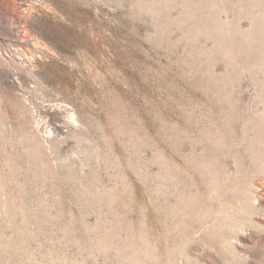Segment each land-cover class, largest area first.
<instances>
[{
  "label": "rangeland",
  "instance_id": "374dc122",
  "mask_svg": "<svg viewBox=\"0 0 264 264\" xmlns=\"http://www.w3.org/2000/svg\"><path fill=\"white\" fill-rule=\"evenodd\" d=\"M0 264H264V0H0Z\"/></svg>",
  "mask_w": 264,
  "mask_h": 264
}]
</instances>
